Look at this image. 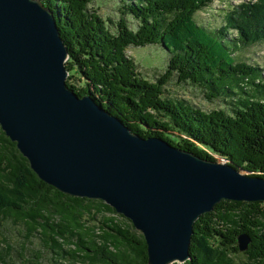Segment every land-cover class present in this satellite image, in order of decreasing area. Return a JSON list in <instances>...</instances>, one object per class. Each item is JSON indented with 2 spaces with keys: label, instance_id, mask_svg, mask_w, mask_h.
<instances>
[{
  "label": "trees",
  "instance_id": "obj_1",
  "mask_svg": "<svg viewBox=\"0 0 264 264\" xmlns=\"http://www.w3.org/2000/svg\"><path fill=\"white\" fill-rule=\"evenodd\" d=\"M94 1L42 0L69 51L70 88L92 95L141 137L264 177V66L236 55L264 44V0H218L225 6L216 28L196 16L216 0H117L118 21L92 7ZM146 45L170 54L154 81L128 54ZM174 78L220 107L204 111L173 96L167 87ZM11 230L18 249L10 245ZM241 235L250 238L246 251L239 248ZM0 242L7 244L0 264H44L45 254L48 264H149L144 236L129 219L101 200L43 182L1 126ZM189 253L184 264H264V202L222 200L195 222Z\"/></svg>",
  "mask_w": 264,
  "mask_h": 264
},
{
  "label": "water",
  "instance_id": "obj_2",
  "mask_svg": "<svg viewBox=\"0 0 264 264\" xmlns=\"http://www.w3.org/2000/svg\"><path fill=\"white\" fill-rule=\"evenodd\" d=\"M61 38L42 0H0V126L38 178L129 219L149 264L191 260L195 222L222 200L264 202V177L141 137L92 95L76 94ZM249 243L239 237L241 251Z\"/></svg>",
  "mask_w": 264,
  "mask_h": 264
},
{
  "label": "rangeland",
  "instance_id": "obj_3",
  "mask_svg": "<svg viewBox=\"0 0 264 264\" xmlns=\"http://www.w3.org/2000/svg\"><path fill=\"white\" fill-rule=\"evenodd\" d=\"M241 1L243 0H232L233 4H238ZM223 2L216 0L213 6H210L202 12H199L196 15L198 21L203 25L212 28H216L222 24L223 7L225 6ZM91 6L96 9L99 8L101 14H103L105 17H111L114 21H118L121 16L119 12L120 5L118 4L117 0H95ZM129 21L131 25H135V21L131 17H129ZM128 54L135 59V62L139 67L138 70L141 72V74L145 78L152 81H154L156 77L162 74L167 68L170 58L169 52L161 45L131 47L128 50ZM236 55L240 60L251 63H259L264 66V44L242 48ZM167 88L171 91L173 96L191 100L194 104L203 108L204 111H211L220 107L221 105L219 101H210L206 97V94L198 87H194L189 84H177L176 78L173 79ZM10 232V245H12L15 249H18L19 245L17 243V231L11 230ZM5 245L7 244L0 242V250ZM47 257H49L48 254H45V259ZM45 259L42 261L44 264H48L46 262L47 260Z\"/></svg>",
  "mask_w": 264,
  "mask_h": 264
}]
</instances>
